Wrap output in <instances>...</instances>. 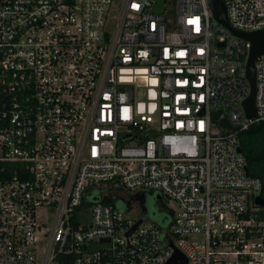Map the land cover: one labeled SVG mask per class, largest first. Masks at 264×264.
Here are the masks:
<instances>
[{"label":"built area","instance_id":"built-area-1","mask_svg":"<svg viewBox=\"0 0 264 264\" xmlns=\"http://www.w3.org/2000/svg\"><path fill=\"white\" fill-rule=\"evenodd\" d=\"M223 1L264 29V0ZM158 3L0 0V264H264L263 182L238 151L264 52L252 119L251 42L209 0ZM147 191L164 223L127 214Z\"/></svg>","mask_w":264,"mask_h":264},{"label":"water","instance_id":"water-1","mask_svg":"<svg viewBox=\"0 0 264 264\" xmlns=\"http://www.w3.org/2000/svg\"><path fill=\"white\" fill-rule=\"evenodd\" d=\"M210 5L212 7L213 13L215 18L228 27L234 34L241 36L251 42V48L249 51L248 59L246 62V76L249 80L250 83V93L246 97V99L243 101V106L246 112V115L248 118H256L257 117V110H256V105H255V96H256V68H255V62L256 59L259 55H261L264 52V29L261 30H256V31H250V32H243L234 29L228 21V16H227V9L225 2L223 0H209ZM163 0H159V3L157 5V11H162L161 6H162ZM213 120L217 122L218 124L222 125L223 127H226L231 130H237L238 126H233L231 122L228 120L226 117L225 113L223 111H218L215 113ZM239 152H242V147L238 148ZM247 173H249L248 166H246ZM132 198L139 197L141 200L142 204V209L143 213H146V207L144 206V194H140L139 196H131ZM158 199L161 198V195L159 194L157 196ZM123 200L126 210L129 209V203L130 200ZM256 201L259 205L264 206V198L262 196H257ZM142 218L137 222V225L141 223ZM166 220L165 218L161 223H164ZM136 225V226H137ZM135 226V227H136ZM187 259L184 256L183 253H181L178 249H175L172 258L167 264H186Z\"/></svg>","mask_w":264,"mask_h":264},{"label":"trees","instance_id":"trees-1","mask_svg":"<svg viewBox=\"0 0 264 264\" xmlns=\"http://www.w3.org/2000/svg\"><path fill=\"white\" fill-rule=\"evenodd\" d=\"M238 136L250 175L261 178L263 182L260 195L264 198V120L252 123L247 129L239 131ZM113 199L108 197L106 200L115 205Z\"/></svg>","mask_w":264,"mask_h":264},{"label":"rangeland","instance_id":"rangeland-1","mask_svg":"<svg viewBox=\"0 0 264 264\" xmlns=\"http://www.w3.org/2000/svg\"><path fill=\"white\" fill-rule=\"evenodd\" d=\"M113 194L118 196V197H121L125 200H128L129 196L132 193L128 192L126 189L121 190L120 188H117L116 190H113ZM146 195H147L146 196V202L144 203V206H146L148 208L149 214L144 213V215L146 216V218H148L152 221H155L157 223H161L165 217V213H159V214L153 215V213L158 210V208L156 206V201L154 200V193H152V191H147ZM121 198H117L116 200L114 198L113 203L115 204V206L117 208L121 209L122 211H126V206H125L123 200H121ZM160 203L162 204V207L163 206H165V207L169 206V202L167 201L166 198H163V200ZM131 206H132V210L127 212V214L131 217L139 218L140 215L143 213L140 198L137 197L136 199H134Z\"/></svg>","mask_w":264,"mask_h":264},{"label":"flooded vegetation","instance_id":"flooded-vegetation-1","mask_svg":"<svg viewBox=\"0 0 264 264\" xmlns=\"http://www.w3.org/2000/svg\"><path fill=\"white\" fill-rule=\"evenodd\" d=\"M152 193H154V200L156 201V206H157V208H158V210L156 211V212H154L153 213V215H156V214H159V213H163V207H162V204L160 203L162 200H163V197L161 196V198L160 199H158L157 198V196L159 195V194H157V193H155V192H152ZM146 193L144 194V197H143V199H144V203L146 202ZM146 207V206H145ZM146 213H148L149 214V211H148V208L146 207Z\"/></svg>","mask_w":264,"mask_h":264}]
</instances>
